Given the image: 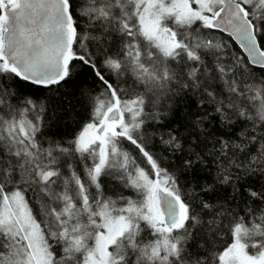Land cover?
<instances>
[{
  "label": "snow or ice",
  "instance_id": "obj_1",
  "mask_svg": "<svg viewBox=\"0 0 264 264\" xmlns=\"http://www.w3.org/2000/svg\"><path fill=\"white\" fill-rule=\"evenodd\" d=\"M0 264H264V0H0Z\"/></svg>",
  "mask_w": 264,
  "mask_h": 264
},
{
  "label": "trees",
  "instance_id": "obj_2",
  "mask_svg": "<svg viewBox=\"0 0 264 264\" xmlns=\"http://www.w3.org/2000/svg\"><path fill=\"white\" fill-rule=\"evenodd\" d=\"M256 186H257V188H258V187H259V184H257Z\"/></svg>",
  "mask_w": 264,
  "mask_h": 264
},
{
  "label": "bare ground",
  "instance_id": "obj_3",
  "mask_svg": "<svg viewBox=\"0 0 264 264\" xmlns=\"http://www.w3.org/2000/svg\"><path fill=\"white\" fill-rule=\"evenodd\" d=\"M125 150H127V149H125Z\"/></svg>",
  "mask_w": 264,
  "mask_h": 264
}]
</instances>
